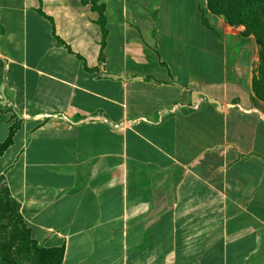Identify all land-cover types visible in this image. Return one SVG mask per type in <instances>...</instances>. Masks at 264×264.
Returning <instances> with one entry per match:
<instances>
[{"label": "crops", "instance_id": "1", "mask_svg": "<svg viewBox=\"0 0 264 264\" xmlns=\"http://www.w3.org/2000/svg\"><path fill=\"white\" fill-rule=\"evenodd\" d=\"M151 1L0 0L3 185L62 264H264L258 44Z\"/></svg>", "mask_w": 264, "mask_h": 264}, {"label": "trees", "instance_id": "2", "mask_svg": "<svg viewBox=\"0 0 264 264\" xmlns=\"http://www.w3.org/2000/svg\"><path fill=\"white\" fill-rule=\"evenodd\" d=\"M93 2L91 9L98 14L104 47L106 31L104 28V6ZM197 9L201 25L216 32L208 22V16L221 17L230 27L244 28L241 35H252L259 47V78L253 80V88L259 97H264V0H198ZM102 55L100 61L102 62ZM101 78L112 77L105 74ZM119 79V78H118ZM14 127L10 129L8 138L0 144V156L11 144ZM64 246L43 247L32 240L24 220L19 213V205L9 196L0 178V264H62Z\"/></svg>", "mask_w": 264, "mask_h": 264}, {"label": "water", "instance_id": "3", "mask_svg": "<svg viewBox=\"0 0 264 264\" xmlns=\"http://www.w3.org/2000/svg\"><path fill=\"white\" fill-rule=\"evenodd\" d=\"M256 44H258V42L256 41ZM113 79H116V78H118V77H116V76H111ZM119 78H121V76H119ZM0 94H1V101L2 102H0V105L1 106H4L5 105V103H6V98H5V96L3 95V88H2V86H0ZM200 97H202V98H204L209 104H212V105H214L215 107H216V110L218 111V112H221L222 111V108H221V106H220V104H219V102H217L216 100H212V99H210L208 96H206L205 94H203V93H201V92H196V91H192L191 92V101H192V106H191V108H195V109H197V106H198V104L200 103ZM253 111V110H252ZM101 120L102 121H104L106 124H108L111 128H113L105 119H103V118H101Z\"/></svg>", "mask_w": 264, "mask_h": 264}, {"label": "rangeland", "instance_id": "4", "mask_svg": "<svg viewBox=\"0 0 264 264\" xmlns=\"http://www.w3.org/2000/svg\"><path fill=\"white\" fill-rule=\"evenodd\" d=\"M135 1H138V2H129V6H132V5H141V3L140 2H142V1H145V0H135ZM149 2V1H148ZM156 3H158V0H152L151 1V5H150V10L152 11V14H154V13H158V12H161V9H162V7H161V9H159V11L158 12H156V7H157V4ZM165 4V3H164ZM172 4V5H171ZM170 5L171 6H173L174 5V7H176L177 5H176V3L175 4H173V3H170ZM165 6V5H164ZM164 10V7H163V9H162V11ZM151 17L152 16H154V15H150ZM218 18V17H217ZM153 19V18H152ZM220 19H221V17H220ZM155 21H156V19H155ZM43 247H47L46 245H42Z\"/></svg>", "mask_w": 264, "mask_h": 264}]
</instances>
